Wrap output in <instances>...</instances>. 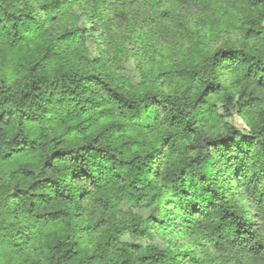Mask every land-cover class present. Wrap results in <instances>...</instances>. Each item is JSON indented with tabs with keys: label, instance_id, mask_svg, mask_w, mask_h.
<instances>
[{
	"label": "trees",
	"instance_id": "1",
	"mask_svg": "<svg viewBox=\"0 0 264 264\" xmlns=\"http://www.w3.org/2000/svg\"><path fill=\"white\" fill-rule=\"evenodd\" d=\"M223 1L0 0V264H264V0L230 2L235 40L191 36L158 67L171 92L124 67L151 15L188 28Z\"/></svg>",
	"mask_w": 264,
	"mask_h": 264
},
{
	"label": "rangeland",
	"instance_id": "2",
	"mask_svg": "<svg viewBox=\"0 0 264 264\" xmlns=\"http://www.w3.org/2000/svg\"><path fill=\"white\" fill-rule=\"evenodd\" d=\"M231 1L224 0L222 5H211L202 10L192 7L191 11L188 10L185 13L188 28L179 29L173 23L151 15L147 19L148 25L146 22L144 23V28L141 29V26L139 28L142 34L139 42L134 39L130 42H125V47L132 48L133 52L136 53L135 61L124 66L125 71L134 73L137 79L146 81L148 87L158 88L166 92L173 91L176 88V83L171 80L160 79L157 75V68L167 62L175 61L183 53H189L191 50V36L198 38L200 44L208 52H213L226 41L235 40L239 37V25L242 16L241 8L235 7L230 3ZM146 13L150 14L149 12ZM113 28L116 31V36H119L122 32L129 31L126 26L115 25ZM100 52L109 62L115 57L112 47ZM212 119L213 117H210V120ZM220 120L222 121V118ZM227 121L243 132H248L245 122L238 114L235 113ZM88 204V218L94 219L95 223L100 224L102 219L100 216L101 209L93 201H89ZM101 228L97 225L93 229L85 230L84 241L88 245H94ZM155 241H171L177 245L178 249L192 248L199 254L204 251L193 245V234L190 230L182 232L157 230Z\"/></svg>",
	"mask_w": 264,
	"mask_h": 264
},
{
	"label": "clouds",
	"instance_id": "3",
	"mask_svg": "<svg viewBox=\"0 0 264 264\" xmlns=\"http://www.w3.org/2000/svg\"><path fill=\"white\" fill-rule=\"evenodd\" d=\"M261 184L264 185V180L261 181ZM260 191H264V187H262V188L260 189ZM205 194H207V190H206V193H205Z\"/></svg>",
	"mask_w": 264,
	"mask_h": 264
}]
</instances>
